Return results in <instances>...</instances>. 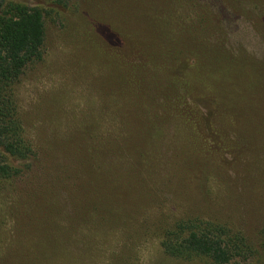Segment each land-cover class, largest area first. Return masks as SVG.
I'll use <instances>...</instances> for the list:
<instances>
[{"label":"rangeland","instance_id":"1","mask_svg":"<svg viewBox=\"0 0 264 264\" xmlns=\"http://www.w3.org/2000/svg\"><path fill=\"white\" fill-rule=\"evenodd\" d=\"M11 3L46 37L13 84L34 154L0 174V264H212L165 252L181 221L264 264V0Z\"/></svg>","mask_w":264,"mask_h":264},{"label":"trees","instance_id":"2","mask_svg":"<svg viewBox=\"0 0 264 264\" xmlns=\"http://www.w3.org/2000/svg\"><path fill=\"white\" fill-rule=\"evenodd\" d=\"M45 37L42 9L20 3L4 5L0 0V174L5 177L18 176L23 171L20 165L33 158V146L23 135L13 84L30 64L43 60ZM237 238L222 226L181 221L167 230L162 246L178 259L204 257L212 264H231L242 254Z\"/></svg>","mask_w":264,"mask_h":264}]
</instances>
